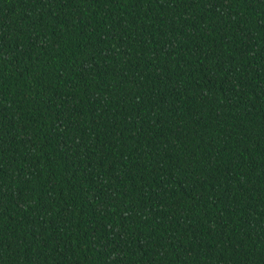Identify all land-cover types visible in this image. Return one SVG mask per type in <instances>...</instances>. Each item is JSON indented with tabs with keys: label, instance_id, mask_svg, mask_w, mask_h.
Wrapping results in <instances>:
<instances>
[{
	"label": "trees",
	"instance_id": "trees-1",
	"mask_svg": "<svg viewBox=\"0 0 264 264\" xmlns=\"http://www.w3.org/2000/svg\"><path fill=\"white\" fill-rule=\"evenodd\" d=\"M0 264H264V0H0Z\"/></svg>",
	"mask_w": 264,
	"mask_h": 264
}]
</instances>
